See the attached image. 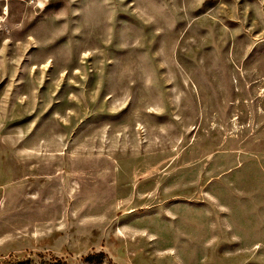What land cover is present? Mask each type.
Returning <instances> with one entry per match:
<instances>
[{
    "label": "rangeland",
    "instance_id": "obj_1",
    "mask_svg": "<svg viewBox=\"0 0 264 264\" xmlns=\"http://www.w3.org/2000/svg\"><path fill=\"white\" fill-rule=\"evenodd\" d=\"M0 264H264V0H0Z\"/></svg>",
    "mask_w": 264,
    "mask_h": 264
}]
</instances>
